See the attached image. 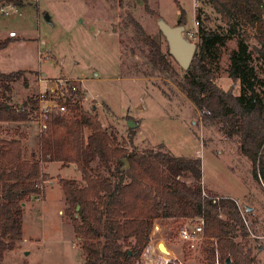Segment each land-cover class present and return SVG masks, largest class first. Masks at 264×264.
I'll return each mask as SVG.
<instances>
[{
    "label": "rangeland",
    "instance_id": "374dc122",
    "mask_svg": "<svg viewBox=\"0 0 264 264\" xmlns=\"http://www.w3.org/2000/svg\"><path fill=\"white\" fill-rule=\"evenodd\" d=\"M13 3L14 8L0 10V38L5 39L10 30H17L19 36L0 51V69L20 70L24 75L12 83L9 103L19 109L35 108L34 100L39 93L47 91L60 78H83L88 93L100 96L86 102L85 108L95 107L102 124L116 130L121 142L139 151L154 148L200 158L202 188L216 198L237 201L248 233L244 239L247 249L255 258L254 264H264V182L254 176L253 161L242 151L240 137H229L221 123L205 117L178 84L184 69L171 55L170 67L155 63L152 58L155 49L143 40L133 23L137 20L146 34L160 44L163 53L169 52V47L158 26L160 17L173 26L184 24V35L197 43L199 36L190 33L195 19L192 0H13ZM200 12L203 26L221 36L207 61L216 73V83L239 95L241 82L229 73L231 53L238 48V38L229 33L228 26L209 4L203 3ZM46 14L50 20L45 18ZM181 15L185 16L184 23H179ZM241 30L251 35L249 45L255 52V27L248 24ZM249 64L256 73L252 79L257 89L264 90V69L257 53ZM130 121L136 125L129 126ZM26 124L33 127L29 130L31 135L26 132L27 137L30 135L26 146L36 150L40 129L34 118L29 123H0V135L5 139L18 137V126ZM74 168L71 165L62 172L69 173ZM92 169L95 173L104 172L97 164ZM50 172L56 175L57 165L52 164ZM48 182L44 183L47 198L30 199L27 202L31 203L24 208L23 230L36 239L31 241L28 254L24 251L28 247L18 242V248L8 251L0 264H84L66 208L64 214L60 212V188L55 182ZM180 221L156 220L151 240L137 263L166 264L177 259L180 264H207L205 247L209 239L197 249L188 248L179 238ZM236 239L241 241L242 237ZM161 243L165 251L159 250Z\"/></svg>",
    "mask_w": 264,
    "mask_h": 264
},
{
    "label": "trees",
    "instance_id": "16d2710c",
    "mask_svg": "<svg viewBox=\"0 0 264 264\" xmlns=\"http://www.w3.org/2000/svg\"><path fill=\"white\" fill-rule=\"evenodd\" d=\"M12 1L0 0V7ZM205 2L238 38L229 73L241 82V92L234 95L216 83V73L207 61L221 36L203 26L201 13L198 48L178 84L206 118L221 123L229 137H240L242 151L253 161L254 176L264 182V90L257 89L252 79L256 73L249 64L257 53L264 69V0ZM184 21L181 15L179 23ZM133 23L143 40L155 49L153 61L170 67L171 54L163 53L137 20ZM248 24L255 27V52L249 45L251 35L241 30ZM12 39L0 38V51ZM23 75L20 70H0V121L32 120L33 107L22 110L8 101L12 83ZM71 110L70 115L51 116L48 128L40 132L38 152L33 151L28 159L21 139L0 136V262L8 251L18 248L23 238L24 203L44 193V183L49 180L44 165L59 161L64 166L76 164L83 178L82 182L59 178V182L84 264H138L156 220L175 223L198 216L204 219L209 238L205 247L207 264H254L244 240L248 233L237 201L203 194L200 158L154 148L139 151L121 142L116 130L105 127L95 108L86 110L74 104ZM95 164L104 172L95 173ZM239 236L241 241L236 239ZM166 264L180 263L170 259Z\"/></svg>",
    "mask_w": 264,
    "mask_h": 264
},
{
    "label": "built area",
    "instance_id": "2783aa9c",
    "mask_svg": "<svg viewBox=\"0 0 264 264\" xmlns=\"http://www.w3.org/2000/svg\"><path fill=\"white\" fill-rule=\"evenodd\" d=\"M203 3H206L205 0H192L195 19L190 33L191 36L194 37L199 36L201 21L198 18V14L201 13L200 9L202 8ZM5 8H14L13 1L2 5L0 10L5 11ZM18 13L20 15V12ZM8 36L10 38H16L19 36V33L17 30H10ZM43 81H46V79H41V82ZM47 89V91L40 92L38 98L34 100L36 107H33V118L37 121L40 132H43L48 128V121L53 114L62 116L70 115L72 113L71 105L74 104H78L84 109L90 110L85 108L86 102L98 100L100 97L98 94L90 95L88 93L83 78H60L56 81L55 85L48 86ZM21 109L29 110L30 108L23 107ZM203 194H206L204 189ZM43 196L44 193L40 194L37 199H40ZM180 222L182 223L178 232L179 238L188 248L197 249L199 244L208 238L205 235L204 219L202 217L185 218Z\"/></svg>",
    "mask_w": 264,
    "mask_h": 264
},
{
    "label": "crops",
    "instance_id": "0c3cea01",
    "mask_svg": "<svg viewBox=\"0 0 264 264\" xmlns=\"http://www.w3.org/2000/svg\"><path fill=\"white\" fill-rule=\"evenodd\" d=\"M9 32V31H8ZM9 36H8V34L6 35V37H4V38H8ZM15 38H13L12 39V41L14 40ZM11 41V42H12ZM10 42V43H11ZM1 70V69H0ZM2 71V70H1ZM3 72H5V71H3ZM10 72H12V71H10ZM30 121H28V122H20V123H29ZM0 123H9V122H5V121H0ZM16 123H18V122H16ZM18 128H20V135L17 137V136H15L16 138H19V139H21L22 140V142H23V153H24V157L25 158H30V156H31V154H32V152L33 151H36V152H38V150H39V146H40V144H38V149H36V150H34V149H28L27 148V146L26 145H28L29 144V137H30V135H31V132H29V130L30 129H33V127L31 126V127H29L27 124L26 125H24V127L22 126V125H20V126H18ZM24 128H26V129H24ZM27 128H28V130H27ZM29 132L30 133V135H28V137H27V135H26V132ZM1 136V135H0ZM40 138V137H39ZM40 140V139H39ZM26 146V147H25ZM52 164H55V165H57V168H58V173L56 174V175H53V174H51V172H50V167H51V165ZM71 165H74L75 166V170L74 171H72V172H69V173H63L62 171H65L66 169H69V167L71 166ZM44 171H46L48 174V176H49V182L48 183H52V182H55L56 183V185H57V188L59 189L60 188V193H61V196H60V200H61V202H62V204H61V208H60V212H62L63 214H64V208H67L68 207V204H67V201H66V198H65V193H64V190H63V188H62V186H61V184H60V182H59V178H65V179H75V180H77V181H83V178H82V174H81V172L78 170V168H77V165L76 164H70V165H66V166H64L63 164H62V162H59V161H54V162H50V163H47L46 164V166L44 167ZM47 198V189H46V193H44V196L42 197V198H40V199H37L36 198V200L37 201H39V200H42V201H44L45 199ZM33 202V201H32ZM28 203H31V202H25L24 203V208H26L27 207V205H28ZM25 212V211H24ZM74 227V226H73ZM22 229H23V224H22ZM74 233H75V231H74ZM75 237H76V235H75ZM33 240H36L34 237H32V236H27L26 234H25V232H24V230H23V239L22 240H20L19 241V243H23L24 245H26L28 248H26L24 251L25 252H29V250H27V249H29V247H31V244H32V242L31 241H33ZM18 243V244H19ZM79 247V246H78ZM80 248V247H79ZM82 257H83V254H82ZM83 263H84V258H83Z\"/></svg>",
    "mask_w": 264,
    "mask_h": 264
},
{
    "label": "water",
    "instance_id": "95a60500",
    "mask_svg": "<svg viewBox=\"0 0 264 264\" xmlns=\"http://www.w3.org/2000/svg\"><path fill=\"white\" fill-rule=\"evenodd\" d=\"M45 18L50 20V15L46 14ZM158 26L168 42L169 53L171 56L185 71L188 70L198 45L184 35L185 25L179 24L173 26L164 18L160 17L158 19ZM135 125L136 124L133 121L129 122V126L134 127ZM159 249L163 251L166 250L163 243L159 245ZM26 254H28V252H26ZM227 262H230V260L228 259Z\"/></svg>",
    "mask_w": 264,
    "mask_h": 264
}]
</instances>
